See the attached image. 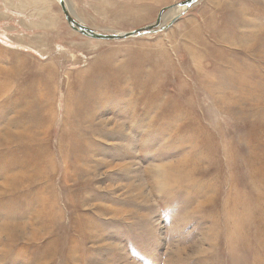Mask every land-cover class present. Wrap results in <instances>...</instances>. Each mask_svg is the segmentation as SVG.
Instances as JSON below:
<instances>
[{"label": "rangeland", "instance_id": "374dc122", "mask_svg": "<svg viewBox=\"0 0 264 264\" xmlns=\"http://www.w3.org/2000/svg\"><path fill=\"white\" fill-rule=\"evenodd\" d=\"M65 1L166 27L0 0V264H264V0Z\"/></svg>", "mask_w": 264, "mask_h": 264}, {"label": "water", "instance_id": "95a60500", "mask_svg": "<svg viewBox=\"0 0 264 264\" xmlns=\"http://www.w3.org/2000/svg\"><path fill=\"white\" fill-rule=\"evenodd\" d=\"M197 1L198 0H183L178 2L176 5H174V7H180L182 8L181 11H185L193 4H195ZM59 4L67 24L78 33L93 39H103V40L126 39L130 37L140 36L143 34L156 33L158 31L163 30L166 27V25H163L164 23L162 22L163 21L162 16H163V11L168 7L160 9L156 20L150 24L127 31L101 32L92 27H89L80 19H78L72 13L71 9L68 7L65 0H59ZM176 19H177V15L173 17V19L170 21L169 24H171Z\"/></svg>", "mask_w": 264, "mask_h": 264}, {"label": "bare ground", "instance_id": "6f19581e", "mask_svg": "<svg viewBox=\"0 0 264 264\" xmlns=\"http://www.w3.org/2000/svg\"><path fill=\"white\" fill-rule=\"evenodd\" d=\"M178 8H175V10L174 11H176ZM6 87V86H5ZM11 89V88H10ZM9 91V90H8ZM29 91V90H28ZM26 92V91H25ZM8 94V93H7ZM26 95V94H25ZM10 99V98H9ZM14 104H16V103H14ZM19 105H21V103L19 104ZM24 105V104H23ZM26 105V104H25ZM18 106V105H17ZM24 110V109H23ZM29 110L30 109H28V112H29ZM27 111V110H26ZM21 112V111H20ZM22 116V115H21ZM26 128V127H25ZM30 130V129H29ZM2 131V130H1ZM4 135V134H3ZM7 135V134H6ZM5 139H7V140H11L10 139V137L9 136H7V137H5ZM31 140V139H30ZM22 141V140H21ZM29 141V140H28ZM18 143H20V142H18ZM28 143H30V142H28ZM0 144H4V143H0ZM8 144V143H7ZM12 144V143H11ZM14 145V144H13ZM29 145H31V144H29ZM33 146V145H32ZM11 147V146H10ZM17 147H18V145H17ZM34 147V146H33ZM25 149V148H24ZM7 150H8V148H7ZM19 153V152H18ZM30 154V156H34V153L33 152H31V153H29ZM11 155V154H10ZM24 158V157H23ZM5 160V159H4ZM1 165H2V163H1ZM17 166V165H16ZM16 170V169H15ZM32 170V169H31ZM45 176L44 175V173H43V171H39L38 172V176ZM8 176V175H7ZM46 180H47V178H46ZM7 181H9L8 183H5V185H9V187H10V189H13V190H16V189H19V188H25L26 187V189H27V187H28V185H27V182L29 181V180H27V178H25V175L24 176H22V169H19L18 171H17V173H15V174H13ZM27 185V186H26ZM18 191V190H17ZM24 191V190H23ZM16 200V199H15ZM48 200H49V198H47V199H43L42 200V202L44 201H47L48 202ZM43 208V207H42ZM41 208H39V210H40ZM30 210V209H29ZM32 211V210H31ZM36 211V210H35ZM33 213V212H32ZM40 213H42V212H39V211H37V217H38V214H40ZM45 213V212H44ZM6 224V223H5ZM14 226H15V224H14ZM36 229L37 228H33V232H36ZM35 233H33V235H34ZM9 236H11L10 234L8 235V237ZM11 237H13V235L11 236Z\"/></svg>", "mask_w": 264, "mask_h": 264}]
</instances>
